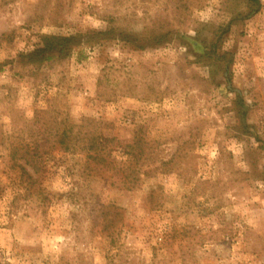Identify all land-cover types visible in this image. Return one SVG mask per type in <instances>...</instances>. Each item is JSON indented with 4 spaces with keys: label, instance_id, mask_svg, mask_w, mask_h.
I'll use <instances>...</instances> for the list:
<instances>
[{
    "label": "rangeland",
    "instance_id": "rangeland-1",
    "mask_svg": "<svg viewBox=\"0 0 264 264\" xmlns=\"http://www.w3.org/2000/svg\"><path fill=\"white\" fill-rule=\"evenodd\" d=\"M247 9L246 0H0V137H27L37 111L56 110L123 144L141 131L150 164L127 190L111 174L82 172V156L52 150L41 179L52 203L20 200L9 215L10 192L0 204V264H264V0ZM110 22L177 35L145 50L86 44L40 69L18 58L42 35ZM8 148L0 144L4 183ZM76 182L81 208L69 199ZM97 204L120 216L105 225Z\"/></svg>",
    "mask_w": 264,
    "mask_h": 264
},
{
    "label": "trees",
    "instance_id": "trees-1",
    "mask_svg": "<svg viewBox=\"0 0 264 264\" xmlns=\"http://www.w3.org/2000/svg\"><path fill=\"white\" fill-rule=\"evenodd\" d=\"M248 9L246 17L256 14L260 8V0H246ZM111 26L105 31H88L73 35H42L41 43L33 50L20 53L18 58L24 66L32 69H40L53 62L68 59L73 51L83 45H97L103 40L112 39L134 46L136 49L145 50L170 43L177 35L174 29H157L146 27L143 32L133 33L119 26ZM211 50H203L202 55L209 57ZM45 115H49V122H41ZM244 118V111L241 115ZM241 128L248 131V125L240 119ZM37 127L36 131L28 133L27 137L20 131L10 135L2 133L0 144H8V152L11 164L9 169L10 183L0 181V204L5 201L11 192L13 195L8 201V213L13 215L20 200L38 198L43 205L49 206L51 194L43 187L41 179L46 172V164L51 151L58 148L70 156H82L85 164L82 172L95 170L101 174H111L112 185L122 186L124 189L133 190L141 182L143 167L149 166L144 162V142L136 133L132 143L123 144L116 137L106 136L100 124L92 119H83L76 124L69 118H58L55 111H37L32 120ZM41 122V123H40ZM27 138L29 140H27ZM8 141V142H6ZM146 165V166H145ZM115 178V179H114ZM84 187L76 182L68 191L70 200L81 208L84 204ZM99 214H106L103 223L110 225L120 216V208L108 204H97ZM104 225L103 228L106 229ZM104 229V230H105ZM102 230V231H104Z\"/></svg>",
    "mask_w": 264,
    "mask_h": 264
}]
</instances>
